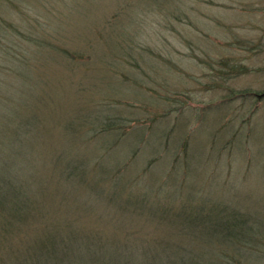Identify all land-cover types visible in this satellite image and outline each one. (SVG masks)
<instances>
[{
    "label": "rangeland",
    "instance_id": "rangeland-1",
    "mask_svg": "<svg viewBox=\"0 0 264 264\" xmlns=\"http://www.w3.org/2000/svg\"><path fill=\"white\" fill-rule=\"evenodd\" d=\"M18 187L37 215L2 247L264 264V0H0L4 200Z\"/></svg>",
    "mask_w": 264,
    "mask_h": 264
},
{
    "label": "trees",
    "instance_id": "trees-1",
    "mask_svg": "<svg viewBox=\"0 0 264 264\" xmlns=\"http://www.w3.org/2000/svg\"><path fill=\"white\" fill-rule=\"evenodd\" d=\"M251 93V92H250ZM247 94H249L247 92ZM253 94V93H251ZM104 156V160L108 157L107 156V152L102 153ZM75 162V161H74ZM67 169V168H66ZM81 169V166H78L75 164V167H73L72 172H68L64 177H60L61 180H65L66 181H71L73 180H79L84 182V178L82 176L79 175L78 171ZM68 170V169H67ZM104 178V176H103ZM102 180H106V178H104ZM118 179V178H117ZM116 179V180H117ZM116 180L113 182V187L116 186V184H118V182H116ZM118 181V180H117ZM135 183V180L129 184V185H133ZM21 188V190L23 189L22 187H18ZM17 188L13 190V194L9 197H6V199L4 200L3 195L0 192V212L4 213V216L7 219L6 223L3 225V227L1 228V232H0V248L5 249V253H6V248H8V251H11L12 253H14V255H10V256H4L1 257L0 259V264H4V261L6 258H10L13 257V263L14 264H67V260L66 258H64V256L61 253H58V249H63L62 246L58 245V244H51L52 246L46 245L44 246V243H42L43 247H39L40 252H36L34 251L33 254H31V252L27 251V249L25 248L26 245L30 244V241H25L24 245H23V249H18L17 247H15L14 249H11V246H7V247H2V243H5L7 240L5 239L6 233L8 231V226L9 224V220H13V222H16L18 220H20L23 225L21 227L22 230V235L23 236H27L30 237V233L27 230V226L25 225V223L27 224L29 221L32 220V217L37 215V210L36 209H32L31 206V202L34 203L33 198L30 199V196L24 192V190H19ZM15 191V192H14ZM29 192V190H26ZM136 200L138 199H143L144 197H135ZM108 200V199H107ZM109 202H111V200H108ZM124 201H125V197H124ZM129 199H126V202H128ZM226 213L228 215H230L231 219H237L239 218V212H237V210H228L226 211ZM11 215V218L10 216ZM227 215V217H228ZM57 231L53 232L51 234V239H55L54 242H62V237H58V235H56ZM55 235V236H54ZM24 251V254L20 257H17V255L21 252ZM126 253V252H124ZM71 260V264H75V262L73 261V257H70ZM129 262V261H128ZM128 262H124L121 264H127Z\"/></svg>",
    "mask_w": 264,
    "mask_h": 264
}]
</instances>
